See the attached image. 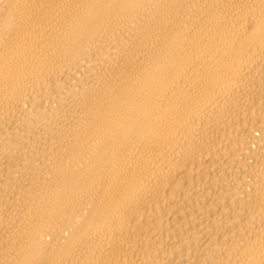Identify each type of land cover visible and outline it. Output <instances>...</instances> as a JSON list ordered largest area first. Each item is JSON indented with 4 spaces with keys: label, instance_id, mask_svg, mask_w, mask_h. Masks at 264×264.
Segmentation results:
<instances>
[{
    "label": "bare ground",
    "instance_id": "1",
    "mask_svg": "<svg viewBox=\"0 0 264 264\" xmlns=\"http://www.w3.org/2000/svg\"><path fill=\"white\" fill-rule=\"evenodd\" d=\"M0 264H264V0H0Z\"/></svg>",
    "mask_w": 264,
    "mask_h": 264
}]
</instances>
